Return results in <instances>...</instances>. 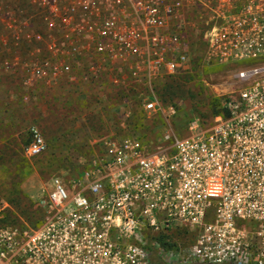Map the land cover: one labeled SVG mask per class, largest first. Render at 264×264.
I'll use <instances>...</instances> for the list:
<instances>
[{
    "label": "built area",
    "instance_id": "2783aa9c",
    "mask_svg": "<svg viewBox=\"0 0 264 264\" xmlns=\"http://www.w3.org/2000/svg\"><path fill=\"white\" fill-rule=\"evenodd\" d=\"M249 8L264 0H0L5 75L63 100L130 87L159 117L154 136L107 129L35 224H1L0 264H264V17L214 12ZM200 24L202 59L239 65L241 85L179 125L154 90L188 67ZM28 131L27 157L46 148Z\"/></svg>",
    "mask_w": 264,
    "mask_h": 264
},
{
    "label": "rangeland",
    "instance_id": "374dc122",
    "mask_svg": "<svg viewBox=\"0 0 264 264\" xmlns=\"http://www.w3.org/2000/svg\"><path fill=\"white\" fill-rule=\"evenodd\" d=\"M257 11L264 17V8L214 10L218 14L235 12L242 17L257 16ZM204 26L200 24L197 31L195 26L187 32L188 67L164 77L154 90L160 101L179 107L176 115L179 125L193 114L205 118L211 111L212 98L221 100L241 85L234 78L239 65H213L202 59L200 30ZM33 90L31 84L24 83L22 75L9 77L0 70V195L8 198V201L0 199V217L19 210L38 211L53 179L70 180L94 154L98 132L104 125L110 124L108 128L114 129L122 124V117L128 111L139 122L147 123L142 111L129 100H114L118 102L116 105H107L106 100L93 97L82 102L43 100L45 91ZM39 96L43 99L35 100ZM101 112L103 115L107 112L105 117L93 114ZM31 125L40 131L46 148L27 157L23 148L30 138Z\"/></svg>",
    "mask_w": 264,
    "mask_h": 264
},
{
    "label": "trees",
    "instance_id": "16d2710c",
    "mask_svg": "<svg viewBox=\"0 0 264 264\" xmlns=\"http://www.w3.org/2000/svg\"><path fill=\"white\" fill-rule=\"evenodd\" d=\"M156 87L157 86H155V89H156ZM101 100H106L107 105H116L114 103H118V102H114V100L115 101L116 100H120V101L121 100H127V101L129 100V102L131 104H133L134 106H136L137 108H139L142 111V113H143L142 117H144L147 120V123L139 122L138 117L136 115H134L133 113H130V111H128L126 116L122 117V120H123L122 123L127 128H131L133 130H142V131H144V134H147V135H151V136L155 135L154 131L156 130V124L159 121V117L156 115H147L146 114V112L142 109L139 97L137 96L135 90H133L132 88H130V87H116V88L112 89L110 93H107V95L104 98H102ZM164 101H166V100H164ZM77 102H82V100L81 101L77 100ZM220 102H221V100L219 97L211 99V111L208 115H213V114L220 112V110H221ZM106 113L107 112H105V114ZM93 114H95L96 117H103V116L105 117V114L103 115L102 112L100 114L99 113H93ZM109 126H111V125L110 124L104 125L102 131L98 132L99 133L98 136H100L107 129H109L108 128ZM141 126L143 127V129L139 128ZM118 127H120V126L118 125L115 128H118ZM3 155H4V157L6 156L5 154H3ZM0 158H2V157H0ZM16 191H18V190H16ZM0 199L4 200V201H8V198L3 196V195H0ZM39 211H40V208L38 211L19 210L18 212H12L11 216L4 214V216L0 217V225L5 224V223H15L17 221L18 217H21L23 220L27 221L28 223L35 224V222L38 221V219L40 217Z\"/></svg>",
    "mask_w": 264,
    "mask_h": 264
},
{
    "label": "crops",
    "instance_id": "0c3cea01",
    "mask_svg": "<svg viewBox=\"0 0 264 264\" xmlns=\"http://www.w3.org/2000/svg\"><path fill=\"white\" fill-rule=\"evenodd\" d=\"M33 88H36V87H33ZM37 93L40 92V91H45V96H44V99L43 98H36L35 100H63V98H65L64 96H60L59 95V92L60 90L56 89V91H53V89L51 90H39V89H34ZM33 90V91H34ZM32 94V93H31ZM75 99V97H73ZM86 100V99H84Z\"/></svg>",
    "mask_w": 264,
    "mask_h": 264
},
{
    "label": "flooded vegetation",
    "instance_id": "af4514ba",
    "mask_svg": "<svg viewBox=\"0 0 264 264\" xmlns=\"http://www.w3.org/2000/svg\"><path fill=\"white\" fill-rule=\"evenodd\" d=\"M243 6L244 7H259V6H261V2L254 1V2H251V3L243 4Z\"/></svg>",
    "mask_w": 264,
    "mask_h": 264
}]
</instances>
